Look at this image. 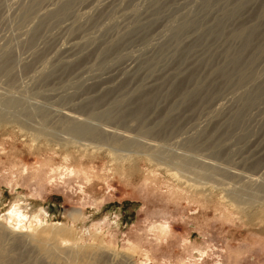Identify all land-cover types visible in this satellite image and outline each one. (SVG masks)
<instances>
[{
    "label": "rangeland",
    "instance_id": "rangeland-1",
    "mask_svg": "<svg viewBox=\"0 0 264 264\" xmlns=\"http://www.w3.org/2000/svg\"><path fill=\"white\" fill-rule=\"evenodd\" d=\"M31 1L0 0V225L26 240L0 241V264H264V0H242L227 18L239 0H114L102 12L70 0L56 17L64 0H45L50 9L21 20ZM239 26L247 44L232 39ZM71 40L88 48L58 53ZM128 57L137 71L96 87ZM245 63L254 83L243 85ZM151 74L160 79L146 88ZM75 119L90 130L73 133Z\"/></svg>",
    "mask_w": 264,
    "mask_h": 264
},
{
    "label": "bare ground",
    "instance_id": "bare-ground-1",
    "mask_svg": "<svg viewBox=\"0 0 264 264\" xmlns=\"http://www.w3.org/2000/svg\"><path fill=\"white\" fill-rule=\"evenodd\" d=\"M31 1V0H30ZM44 1L45 0H34L32 3H29V5L26 3V7H24V5L22 6L23 8L21 9L22 10V14H20L21 12V10L19 11L20 13V15H22V19L21 20H25V19H29V18H31L32 16V18H34V16H36V15H38L39 14V12L40 11H38L39 9V5H41V3L43 2V5H44ZM49 1V0H48ZM74 0H71V2H73ZM76 1V0H75ZM78 1H80V0H78ZM84 1V0H83ZM117 1V0H116ZM211 1L212 0H204V4H203V6L201 7V8H208V6H210V8H211V5L213 4H211ZM216 1V0H215ZM222 1V0H221ZM224 1V0H223ZM241 1L242 0H239L238 2H237V0H236V4H234L233 5V7L230 9V10H227V11H225L224 13H225V16L224 17H226L227 15H226V13L227 12H229V11H231L232 12V10H236L237 8H239V6L241 5H244L243 3H241ZM245 1V0H244ZM247 1V0H246ZM249 1H251V0H249ZM14 2V1H13ZM46 2V1H45ZM50 2V1H49ZM49 2H47L46 4L47 5H44V7H46L47 8V10H48V8L50 9V4H49ZM51 2H52V0H51ZM82 2V1H81ZM93 2H95L94 0H90L89 1V3H86L87 4V6H90V8H92V9H90V10H93L94 9V11L96 12V11H101V10H105L106 9V11H108V8L110 7V6H112L113 4H114V0H99V2H97V4H94ZM202 2V1H201ZM217 2V1H216ZM220 2V1H219ZM243 2V1H242ZM74 3H76V4H78V3H80V2H74ZM127 3V2H126ZM229 3H230V1H229ZM231 3H232V1H231ZM233 3H234V0H233ZM245 3V2H244ZM72 3H70V0H64L63 2H61V4H60V6L56 9L55 7V9H54V11H53V9H52V11L53 12H51V9H50V13H48L47 12V10L45 9V16H47L48 15V17H56V16H64V15H66V14H70L69 12H71L70 11V9L72 8L71 5ZM117 4V3H116ZM119 4V3H118ZM211 4V5H210ZM217 4V3H216ZM216 4H214V5H216ZM28 5V6H27ZM53 5H54V3H53ZM83 5V4H82ZM121 5V4H120ZM119 5V6H120ZM227 5V4H226ZM42 6V5H41ZM81 5H79V7H80ZM119 6H118V8H119ZM161 6V5H160ZM259 6V5H258ZM53 7V6H52ZM51 7V8H52ZM225 7V6H224ZM42 8V7H41ZM82 8H85V7H82ZM115 8V7H114ZM117 8V7H116ZM115 8V9H116ZM86 9V8H85ZM111 8H109V10H110ZM128 9V8H127ZM139 9V8H138ZM224 9V8H223ZM226 9V8H225ZM56 10V11H55ZM74 10V9H73ZM89 10V11H90ZM121 10H122V8H121ZM121 10H120V12H121ZM209 10V9H208ZM124 11V10H123ZM147 11V10H146ZM260 11V10H259ZM102 12V11H101ZM119 12V11H118ZM134 12V11H133ZM139 12V11H138ZM204 12H206V11H204ZM236 12V11H235ZM41 13V12H40ZM43 13H44V11L42 12V14L41 15H39L40 16V18H41V16L43 15ZM46 13H48L47 15H46ZM91 13V12H90ZM98 13V12H97ZM107 13V12H106ZM124 13V12H123ZM132 13V12H131ZM130 13V14H131ZM137 13V12H136ZM153 13V12H152ZM207 13V12H206ZM230 13V12H229ZM228 13V14H229ZM92 14V13H91ZM96 14V13H95ZM134 14V13H133ZM132 14V15H133ZM233 14V13H232ZM260 14H264V7L261 9V11H260ZM98 15V14H97ZM129 15V14H128ZM135 15V17H136V14H134ZM140 15V14H139ZM138 14H137V16H139ZM142 15H143V13H142ZM156 15H158L157 13H156ZM231 15V14H230ZM258 15V14H257ZM39 16H38V18H39ZM95 16V15H94ZM131 16V15H130ZM147 16V15H146ZM153 16V15H152ZM167 16V15H166ZM203 16H204V14H203ZM43 17H44V15H43ZM42 17V18H43ZM125 17H127V16H124V18ZM145 17V16H144ZM144 17H142V18H144ZM154 17V16H153ZM223 17V18H224ZM37 18V17H36ZM39 18V19H40ZM45 18V17H44ZM44 18H43V20H44ZM47 18V17H46ZM45 18V19H46ZM132 18H133V16H132ZM132 18H130V19H132ZM137 18V17H136ZM147 18H148V16H147ZM146 18V19H147ZM227 18V17H226ZM230 18V17H229ZM241 18V17H240ZM35 19V18H34ZM89 19V18H88ZM123 19V18H122ZM128 19V18H127ZM127 19H126V22H127ZM130 19L128 20L129 22H130ZM135 19V18H134ZM188 18H186L185 20H183L184 21V25H182L181 27H179L178 28V26H177V29H172L173 31H172V37H174L175 38V40L176 41H178V38L180 37L179 36V34H180V30H183L184 28H185V26L186 25H191V20L190 21H188L187 20ZM202 19V18H201ZM222 18H220L219 20H221ZM31 19H29V21H30ZM33 20V19H32ZM31 20V21H32ZM133 20V19H132ZM139 20H140V18H139ZM163 20V19H162ZM193 20V19H192ZM195 20V19H194ZM237 20V19H236ZM242 20V19H241ZM38 21V20H37ZM41 21V20H40ZM96 21V20H95ZM135 21H136V19H135ZM138 21V20H137ZM142 21V20H141ZM197 21V20H196ZM202 21V20H201ZM218 21V20H217ZM240 21V20H239ZM247 21V20H246ZM254 21V20H253ZM39 22V21H38ZM41 22H43V21H41ZM40 22V23H41ZM65 22V21H64ZM85 22V21H84ZM120 22H121V20H120ZM120 22H116V24L117 23H120ZM133 22V21H132ZM219 22V21H218ZM128 23V22H127ZM139 23H140V21H139ZM138 23V26L137 27H139L140 26V24ZM161 23V22H160ZM237 23V22H236ZM247 23V22H246ZM130 24V23H129ZM128 24V25H129ZM142 24V23H141ZM200 24V23H199ZM215 24H218V23H215ZM223 23H222V21H221V24H218V26L219 25H221V27L223 26L222 25ZM253 24V23H252ZM123 25H125V24H123ZM133 25V24H132ZM181 24H179V26H180ZM229 25V24H228ZM231 25V24H230ZM244 25H245V23H244ZM249 25H251V24H249ZM70 26V25H69ZM118 26V25H117ZM116 26V27H117ZM120 26V25H119ZM121 26H122V24H121ZM136 26V25H135ZM135 26L133 27V28H135ZM142 26H144V25H142ZM142 26H141V28H142ZM194 26V25H193ZM67 27V26H66ZM65 27V28H66ZM123 27V26H122ZM121 27V28H122ZM125 27H126V25H125ZM129 27V26H128ZM128 27H126V28H128ZM192 27V26H191ZM220 26H219V28H221ZM78 28V27H77ZM98 28V27H97ZM193 28V27H192ZM192 28H189V29H192ZM194 28H195V26H194ZM193 28V29H194ZM229 28V27H228ZM237 28H239V30H234L235 32L233 33V35H232V39H234V40H243L242 42H244V43H246L247 41H248V39L250 38V35H248L249 33H247V31L248 30H245L244 28H242V26H239V27H237ZM32 29V28H31ZM88 29V28H87ZM109 29V28H108ZM140 29V28H139ZM138 29V30H139ZM143 29H144V27H143ZM167 29V28H166ZM222 29V28H221ZM121 30V29H120ZM127 30V29H126ZM219 30V29H218ZM223 30V29H222ZM110 31V30H109ZM122 31H123V29H122ZM130 31V30H129ZM135 31V30H134ZM194 31V30H193ZM215 31V30H214ZM233 31V30H232ZM252 31V30H251ZM107 32V31H106ZM118 32H119V30H118ZM124 32V31H123ZM126 32V31H125ZM132 32V31H131ZM131 32H130V34H131ZM136 32L138 33V31L136 30ZM140 32V31H139ZM183 32V31H182ZM181 32V33H182ZM216 32V31H215ZM82 33V32H81ZM84 33V32H83ZM111 31H110V35H111ZM128 33V30H127V32H126V34ZM134 33V32H133ZM141 33H142V31H141ZM169 33V32H168ZM232 33V32H231ZM245 33L247 34V35H245ZM251 33V32H250ZM35 34V33H34ZM108 34V33H107ZM106 34V35H107ZM115 34V33H114ZM117 34V33H116ZM129 34V35H130ZM140 34V33H139ZM139 34H136V35H139ZM184 34V33H183ZM262 34V33H261ZM79 35V34H78ZM101 34H99V36H100ZM122 35V34H121ZM121 35H119V36H121ZM128 35V36H129ZM190 35H192V34H190ZM75 36V35H74ZM80 36V35H79ZM82 36V35H81ZM87 36H89V35H87ZM95 36V35H94ZM98 35H97V37H99ZM109 36V35H108ZM117 36V35H116ZM123 36V35H122ZM128 36H127V38H128ZM179 36V37H178ZM194 36V35H193ZM92 37H93V35H92ZM96 37V38H97ZM114 37V36H113ZM138 37V36H137ZM142 37V36H141ZM182 37V36H181ZM197 37V36H196ZM74 38H77V37H74ZM79 38V37H78ZM77 38V39H78ZM84 38V37H83ZM83 38H80V39H83ZM95 38V39H96ZM103 38H105L104 36H103ZM115 38V37H114ZM122 38V37H121ZM126 40H128L126 37H124ZM123 38V39H124ZM136 38V37H135ZM195 38V37H194ZM200 38V37H199ZM204 38V37H203ZM242 38H244V39H242ZM32 39V38H31ZM87 39V38H86ZM85 39V40H86ZM89 39V38H88ZM108 39H110V38H108ZM107 39V40H108ZM137 39V38H136ZM183 38H181V40H182ZM197 39H198V37H197ZM224 39V38H223ZM79 40V39H78ZM84 40V39H83ZM84 40V41H85ZM93 40H94V38H93ZM107 40H103L104 41V44H108L109 42H107ZM121 40V39H120ZM142 40H143V37H142ZM141 40V41H142ZM181 40L179 39V43L181 42ZM186 40H189V38H187ZM195 39H193V41H194ZM80 41H82V40H80ZM84 41H82L83 43H84ZM96 41H97V43L99 44V42L98 41H100L99 39L97 40H95L94 42L96 43ZM101 41H102V39H101ZM108 41H110V40H108ZM118 41V40H117ZM185 41V40H184ZM263 41V40H262ZM259 42V43H255L256 44V46H255V50L257 51V53L259 52V54L258 55H260V53L261 52H263V49H264V45H263V43H264V41L263 42ZM82 42H81V45L79 46L78 44H80L79 42L78 43H76V42H74V41H69V43L68 44H66V45H62L61 46V48H59L58 50V53L60 52L61 53V55H64V56H71V54H72V56H73V54H76V53H78L80 50H82V48H83V46H82ZM135 42H136V40H135ZM138 42V41H137ZM145 42H146V40L144 41V44H145ZM169 42V41H168ZM173 42H175V41H173ZM187 42V41H186ZM185 42V43H186ZM191 42H192V40H191ZM89 44V45H87V44ZM86 45L89 47V46H93V41H92V38L90 39V40H88V41H86ZM97 43H96V45H97ZM110 43H112V42H110ZM121 43V42H120ZM177 43V42H176ZM175 43V44H176ZM178 43V44H179ZM182 43H184L183 41H182ZM181 43V44H182ZM249 43V42H248ZM252 43V42H251ZM101 44V43H100ZM113 44V43H112ZM147 44V43H146ZM177 44V45H178ZM228 44H229V42H228ZM240 44H241V41H240ZM239 44V45H240ZM247 44V43H246ZM250 44V43H249ZM248 44V45H249ZM254 44V45H255ZM105 45V46H106ZM109 45V44H108ZM118 45V44H117ZM150 45V44H149ZM182 45H184V44H182ZM191 45V44H190ZM225 45V44H224ZM251 45V44H250ZM249 45V46H250ZM253 45V44H252ZM254 45H253V47H254ZM98 46H101V45H98ZM110 46V45H109ZM145 46H147V45H145ZM164 46V45H163ZM192 46H194V45H192ZM197 46V45H196ZM247 46V45H246ZM87 47V48H88ZM102 47H103V45H102ZM184 47V46H183ZM185 47H186V45H185ZM242 47V46H241ZM241 47H239V49L241 48ZM243 47H245V45L243 46ZM86 47H85V49L84 50H86L87 49ZM89 48H91V49H93L94 48V46H93V48L92 47H89ZM115 48V47H114ZM249 47H247V49H248ZM252 48V47H251ZM251 48H249V49H251ZM95 49V48H94ZM97 49V48H96ZM100 49V48H99ZM157 49V48H156ZM189 49V48H188ZM223 49V48H222ZM242 49V48H241ZM240 49V50H241ZM246 49V48H245ZM254 48H252V50H253ZM84 50H82V52L84 51ZM89 50V49H88ZM155 50V49H154ZM173 50V49H172ZM217 50H219V48L217 49ZM225 50H227V47H226V49ZM228 50H230L229 48H228ZM254 50V51H255ZM91 51V50H90ZM93 51V50H92ZM96 51V50H95ZM151 51V50H150ZM159 51V50H158ZM204 51V50H203ZM220 51V50H219ZM244 50H241V52H243ZM248 51V50H247ZM231 52V51H230ZM234 52H236V51H234ZM240 52V53H241ZM42 53V52H41ZM92 53V52H91ZM205 53H207V52H205ZM239 53V54H240ZM252 53V52H251ZM169 54V53H168ZM214 54V53H213ZM230 54V53H229ZM229 54H225L224 53V55H228L229 56ZM254 54V53H253ZM252 54V55H253ZM233 55H236V53L235 54H233V53H231V56H232V59H233ZM238 55V54H237ZM243 55V54H242ZM263 55V54H262ZM261 55V56H262ZM184 56V55H183ZM204 56V55H203ZM206 56V55H205ZM239 56H241V55H239ZM238 56V57H239ZM251 56V55H250ZM187 57V56H186ZM197 57V56H196ZM201 57V56H200ZM227 57V56H226ZM230 57V56H229ZM258 58L257 56H255V55H253V56H251V58L249 59V60H251V61H253L254 59H256V58ZM129 58V57H128ZM131 58V57H130ZM127 59L126 61L124 60V62H122V64L120 65L119 64V67H117V69L115 68V70H111L110 72H109V74H107L108 76H107V78L106 79H104V80H102L101 81V83H99L100 85L99 86H96V87H99V88H101V87H103V86H105V85H107V84H111L112 85V82H116V80H118L119 79V76H120V73H123V75L124 74H126L127 72H129V71H131V73L132 72H134V70L135 69H137L138 68V66L141 64V63H137L135 60H133V59ZM156 58V57H155ZM191 58V57H190ZM202 58V57H201ZM205 58V57H204ZM245 58H247V57H245ZM194 60H195V58H193ZM192 59V60H193ZM199 59V58H198ZM224 59L226 60V58L224 57ZM229 61H227V63L228 62H230L231 60V58L229 59V58H227ZM200 60V59H199ZM202 60V59H201ZM206 60V59H205ZM234 60V59H233ZM246 60V59H245ZM249 60H247L248 62H249ZM146 61V60H145ZM145 61H143L142 63H144ZM157 61V60H156ZM156 61H152V60H147L146 61V63H145V65L147 64V67H148V70L149 69H151V68H154L155 66H157V63H156ZM189 61H191V60H189ZM188 61V62H189ZM196 61V60H195ZM235 61V60H234ZM256 61H257V59H256ZM261 61V60H260ZM188 62H186L187 64H188ZM192 62V61H191ZM191 62L187 65V66H190V65H192L191 64ZM205 62V61H204ZM203 62V63H204ZM207 62V61H206ZM243 62V61H242ZM242 62H241V64H242ZM226 63V62H225ZM224 63V64H225ZM227 63H226V65H227ZM230 63H232V62H230ZM230 63H228V65L230 64ZM205 64V63H204ZM235 64H236V61H235ZM234 63H233V65H235ZM246 64V63H245ZM244 64V65H245ZM252 64H254L253 62H252ZM252 64H250L249 63V65H252ZM186 65V64H185ZM184 65V66H185ZM217 65V64H216ZM220 65V64H219ZM222 65V67H223V64H221ZM227 65V67L225 66V67H223V68H228L229 66ZM239 65H240V63H239ZM248 64H246L243 68L241 67V66H243V64L239 67L240 68V70H239V72H238V70H237V72H238V74H239V76L237 75V73L236 72H234V74L236 73V75L238 76H236L237 77V79H238V81L240 82L241 81V83H242V80L244 81L245 79H247V84H248V82L250 83V82H252L253 81V79H254V77H249L248 78V75L247 74H249V73H247L246 72V69L248 68H250L249 66H247ZM256 65V64H255ZM43 66V65H42ZM141 66V65H140ZM140 66H139V68H140ZM193 66V65H192ZM230 66H232V65H230ZM137 67V68H136ZM191 67V66H190ZM190 67H188V68H190ZM235 67H237V66H235ZM253 67V66H252ZM113 68V69H114ZM168 68V67H167ZM182 68H184V67H182ZM216 68V67H215ZM242 68V69H241ZM108 69V68H107ZM160 69V68H159ZM163 69H166V68H163ZM178 69V68H177ZM180 69V68H179ZM235 69V68H234ZM253 69H254V67H253ZM183 71H185L184 69H182ZM181 70V71H182ZM187 70V69H186ZM245 70V71H244ZM251 70H252V68H251ZM135 71H137V70H135ZM168 70H166V72H167ZM180 71V72H181ZM209 71V70H208ZM211 71V70H210ZM234 71V70H233ZM248 71V70H247ZM253 71V73H256V72H254L255 70H252ZM249 72V71H248ZM251 72V71H250ZM163 74L165 73V70L162 72ZM161 73V74H162ZM231 73H232V71H231ZM247 73V74H246ZM81 74V73H80ZM128 74V73H127ZM167 75H168V73H166ZM131 75V74H130ZM250 75H251V73H250ZM257 75H258V73H257ZM155 76H154V74L152 75H149L145 80H144V82H143V85L146 87V86H152V85H154V84H156L157 83V81L160 79V77L158 78V77H156V78H154ZM229 77V76H228ZM264 77V76H263ZM125 78V77H124ZM162 78V77H161ZM233 78V77H232ZM256 78V77H255ZM258 78V77H257ZM101 78H98V80H100ZM195 79V78H194ZM249 79V80H248ZM231 80V79H230ZM83 81V80H82ZM234 81V80H233ZM256 81V80H255ZM96 82V81H95ZM235 82V81H234ZM237 82V81H236ZM246 82V81H245ZM87 83H89V81L88 82H86V80L85 81H83V83H82V85H87ZM92 83H93V81H92ZM137 83V82H136ZM160 82H158V84H159ZM252 83H254V82H252ZM251 83V84H252ZM264 83V82H263ZM94 84V83H93ZM98 84V83H97ZM236 84V86H237V84L238 83H235ZM243 84V83H242ZM242 84H240V85H242ZM262 84V83H261ZM260 84V85H261ZM92 85V84H91ZM90 85V86H91ZM244 85V84H243ZM108 86V85H107ZM133 86H135V84L133 85ZM264 86V85H263ZM153 87V86H152ZM232 87H233V85H232ZM238 87V86H237ZM257 87V86H256ZM256 87H254L255 88V90H256ZM147 88V87H146ZM102 89V88H101ZM260 89H261V87H260ZM254 90V91H255ZM263 91V90H262ZM261 91V92H262ZM258 92V91H257ZM260 92V91H259ZM251 93V92H250ZM256 93V92H255ZM47 94H49V93H46V95H45V97H47ZM252 94V93H251ZM251 94H249V95H251ZM259 94H261V93H259ZM255 95V94H254ZM258 95V94H257ZM263 95V94H262ZM253 96V95H252ZM261 95H259V97H260ZM255 97V96H254ZM247 98H249V97H247ZM251 99H254L253 97H251ZM257 99V98H256ZM251 101V100H250ZM253 101H255V100H253ZM252 102V101H251ZM251 102H249V103H251ZM254 103V102H253ZM227 111V110H226ZM229 112V111H228ZM69 114V113H68ZM67 113L66 114H64L63 113V115H62V113H61V115L63 116V118H71V116L70 115H68ZM72 115V114H71ZM105 115V114H104ZM61 116V117H62ZM72 122V121H71ZM73 122H76V123H74L75 125L74 126H72L71 127V131H73V133H75L76 135H80V134H85V133H87L89 130H90V127L88 126V123L87 122H85V121H82V120H78V119H75V120H73ZM87 124V125H86ZM101 134L103 135H107V136H111L112 135V132H111V130H109V128H105V129H101ZM92 138H96V136H93ZM116 138L117 139H119V140H122L123 141V143H128V142H131L132 140H130V137H128V136H126V135H124V134H116ZM98 139V138H97ZM135 143H136V145H138L137 144V141H135ZM142 145V144H141ZM141 145H139V146H141ZM148 145V144H147ZM134 146V145H133ZM138 147V146H137ZM251 147V146H250ZM252 149V148H251ZM244 154V153H243ZM259 155V154H258ZM259 158V157H258ZM199 162V161H198ZM204 162V161H203ZM206 162V161H205ZM205 162L203 163L204 165H205ZM201 163H202V160H201ZM206 163H208V162H206ZM208 165V164H207ZM225 170V169H224ZM233 173V172H232ZM236 173V172H235ZM229 174V173H228ZM259 178V177H258ZM258 178H251V180L253 181V182H257L259 179ZM251 181V182H252ZM9 214H11L12 215V217H11V222H13V223H21V220L22 219H25L26 218V214L25 213H23L22 211H20V209H18V208H16V209H11L10 210V213ZM7 218H8V220H10V217L7 215ZM22 228H20V227H17V228H9V227H3V226H1L0 225V241L4 244L5 242L6 243H23V241H26V240H24V238L21 236L20 237V234H21V232H19L20 230H21ZM32 242V241H31ZM29 243V242H28ZM26 244V243H25ZM28 245H33V244H28ZM10 250V249H9ZM8 250V251H9ZM4 253H2L1 255H0V258L1 257H5L7 254V252L6 251H3ZM13 252V251H12ZM28 253V252H27ZM106 253V252H105ZM7 256H9V254L7 255ZM21 256V255H20ZM25 256V255H24ZM6 259V258H5ZM10 259V258H9ZM15 260H17V259H15ZM13 262V261H12ZM17 262V261H16ZM10 263V262H9Z\"/></svg>",
    "mask_w": 264,
    "mask_h": 264
}]
</instances>
